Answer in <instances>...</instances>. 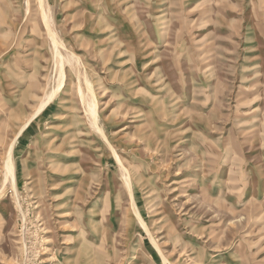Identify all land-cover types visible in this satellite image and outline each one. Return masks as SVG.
Segmentation results:
<instances>
[{
	"label": "rangeland",
	"instance_id": "1",
	"mask_svg": "<svg viewBox=\"0 0 264 264\" xmlns=\"http://www.w3.org/2000/svg\"><path fill=\"white\" fill-rule=\"evenodd\" d=\"M43 6L58 81L38 1L0 0V264H264V0Z\"/></svg>",
	"mask_w": 264,
	"mask_h": 264
},
{
	"label": "bare ground",
	"instance_id": "2",
	"mask_svg": "<svg viewBox=\"0 0 264 264\" xmlns=\"http://www.w3.org/2000/svg\"><path fill=\"white\" fill-rule=\"evenodd\" d=\"M37 1H38V7H40L41 13H42V19L41 20L43 21V24H45V30L47 31V35H48V37H49V39L51 41L52 52H53V57H54L55 67H56V72H58V74H57L58 75L57 81H58L59 78L62 77V75H63L62 69H63L64 63L70 64V63H72V60L76 61V59H78V58H77V56H75L71 52L70 53L68 52L69 53L68 55L67 54H65V55L63 54V52H62L63 44H62V42L59 39H57V36L55 34L54 29H52L50 23L48 22L49 21L48 20V16H47L46 10H45V8L43 6V1L44 0H37ZM74 68H76V67H74ZM76 73L78 74L77 76H81V78H82V76L84 77V87L86 88V91L89 93L88 94L89 95L88 101L86 103H84V101H83L84 92L82 91L81 87L78 86V94H79V97L81 99V102L84 104L85 115L88 117V119H90L91 125L95 129V131L99 135L102 136L104 141L106 140L107 144L111 148V151H113L112 146L109 144L108 140L105 139L106 136L104 135V132L101 129L99 123H98V119H97L98 116H97V112H96V103H95V94H94L93 88L91 87V84L88 81V79L85 78L86 75L84 73L79 71V69L77 70ZM82 85H83V83H82ZM55 86H56V89H54V90L52 89V91L50 93H48V94L46 93V98L43 99L39 103V108H38L37 112H39V110L41 108H43L45 106V104L53 98V96H55L54 94H55L56 90L58 89L59 84L57 83ZM113 153L116 156L115 151H113ZM11 162H12L11 159L7 158L6 169H5L6 170L5 171V181H10L12 183V186H13V184L15 182V170H14V167H13ZM124 182L126 183L128 189H129V192H130V196H131L129 177L126 174H124ZM136 215H137L139 221L141 222L143 228L146 230L147 228H146L144 222L142 221L141 217L137 213H136Z\"/></svg>",
	"mask_w": 264,
	"mask_h": 264
}]
</instances>
